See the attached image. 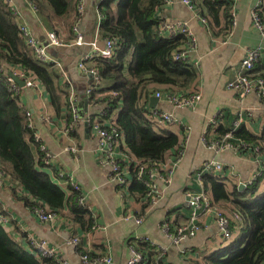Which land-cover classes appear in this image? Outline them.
<instances>
[{
    "label": "crops",
    "instance_id": "1",
    "mask_svg": "<svg viewBox=\"0 0 264 264\" xmlns=\"http://www.w3.org/2000/svg\"><path fill=\"white\" fill-rule=\"evenodd\" d=\"M10 1L16 10L17 25L24 24L36 40L46 46L47 22L37 16L27 0ZM100 1L85 0V7L78 22L79 32L84 39L82 46L74 47L78 48L75 52H69L66 50L68 48L61 49L60 55H52L49 52L52 59L62 65V71L66 72L62 76L72 84L71 93L76 97L79 116L78 124L72 133L67 132L65 123L56 118L48 95L36 77L39 84L30 88H18V103L30 113L33 132L39 137L40 144L45 147L49 157L50 166L40 170L49 174L53 182L56 176L53 170L72 176L79 186L82 204L93 218V225L89 230H84L69 223L62 215L54 222H42L21 200L23 190L6 182L0 185V202L8 217V223L3 229L27 252L29 247L23 233L26 237L45 239L69 264H81L80 253L83 251L95 256H107L111 259L109 264H127L131 257V244L141 240L148 242L152 251L164 258L165 264H204L202 260L205 256L222 249L221 244L224 241L219 239L215 211L219 207L227 210V214L229 204L213 203L209 198L211 194L204 195L199 169L205 163H220L223 167L221 174L224 176L222 183L228 192L235 186L239 188L241 184L244 188L240 190L248 188L260 179L253 198L264 196V102L255 94L239 98L227 88L239 74L240 63L249 49L260 48V57L252 72L264 76V37L256 29L251 17L255 5L264 0L235 1L233 25L225 44L218 42L214 34L198 21L195 17L196 7L191 9L182 0H167L166 5L156 13L155 19L159 23H186L192 32L196 45L190 52L188 61L196 65H193L197 70L194 88L200 95V100L190 109L176 108L162 98L158 99L155 105L154 109L180 119L181 125L164 124L160 133L177 135L181 144L179 151H172L167 156L168 163L178 160L171 177L166 179L169 182L162 181V178H165L162 169L153 176L156 199L150 204L146 197L142 198L138 193L129 192L127 188L122 189L113 180L111 166L101 161V145L92 127L93 123L86 121L88 117L99 114L102 107L89 101L85 89L91 85L92 79L83 75L77 65L79 59L92 51L90 43L95 40L96 8ZM200 1L194 0V3L199 4ZM160 35L165 38L164 32ZM96 41L98 46L102 47V40ZM8 69L13 73L20 70L18 67H5V71ZM145 90L151 91L146 100V108L149 111L152 110L149 107L151 96L156 93L163 96L174 93L167 91L165 86L150 84ZM213 118H217L219 125L225 126L239 122L240 127L257 137L256 143L261 147L259 155H255L251 150L240 153L232 150H209L202 143V138ZM209 136L216 138L211 132ZM73 147L76 148L75 152L69 150ZM117 159L125 167L138 163L133 157L124 154L121 147ZM258 174L261 176L254 179ZM125 175L130 182L129 172ZM197 195H203L207 199L209 209H205L203 203L197 208L190 207V197ZM66 213L67 211L65 215ZM193 213L198 230L193 235H185L177 242L174 231L189 225ZM137 220H140V224H136ZM164 226L169 229L171 236L164 231ZM74 237L80 240L77 245L70 243Z\"/></svg>",
    "mask_w": 264,
    "mask_h": 264
},
{
    "label": "trees",
    "instance_id": "2",
    "mask_svg": "<svg viewBox=\"0 0 264 264\" xmlns=\"http://www.w3.org/2000/svg\"><path fill=\"white\" fill-rule=\"evenodd\" d=\"M27 2L35 9L37 16L47 22L48 31L54 32L65 45L74 43V29L80 19L76 0ZM190 2L206 21V28L216 40L229 37L233 25V0H201L199 4H195L194 0ZM165 5L166 0L100 1L96 8L101 16L98 37L101 40L117 39L118 45L111 58H98L90 62L100 81L89 94V101L102 107L99 114L90 116L91 123L109 124L120 133L121 151L138 162L127 166L131 175L130 182L126 178L127 190L146 197L149 204V189L143 182L146 175L139 176L140 167L165 163L170 152L179 151L181 140L172 133H160L164 123L146 108L147 95L151 94V91L145 90L146 86H165L167 91L191 96L195 93L197 80V70L193 64L174 59V54L182 51L186 45V38L183 35L171 38L160 35V23L155 15ZM254 12L259 24L264 27V1ZM5 67H18L31 72L45 89L56 118L65 123L67 132L72 133L78 124L70 102L72 84L63 78L53 64H42L34 57L20 33L16 12L4 0H0V172L23 190L21 200L30 210L47 208L57 216L66 217L72 225L89 230L93 218L85 205L79 202L80 193L72 189L65 192L52 181L49 174L40 170L49 165L44 163V152L34 140L35 133L28 126L27 111L18 103L20 93L9 82ZM258 77L264 78L263 75ZM113 114L115 117L110 119ZM232 127H208L207 133L211 132L219 140ZM232 135L236 140L249 144H255L258 140L242 126ZM258 148L260 152L261 147ZM52 172L56 175L58 171ZM221 173L203 172L199 178L204 195L211 194L209 198L213 203L229 204L227 214V210L216 208L227 219L231 235L222 242L221 250L205 256L202 262L264 264V196L253 198L260 179L248 188L240 190L235 186L228 192L222 183L224 176ZM2 214L6 216L4 211ZM22 235L26 238V234ZM131 246L144 256L141 264L145 261L147 264H165L164 258L153 252L148 242L141 240ZM90 256L95 255L90 253ZM0 264L56 262L50 258H38L23 250L0 225Z\"/></svg>",
    "mask_w": 264,
    "mask_h": 264
},
{
    "label": "built area",
    "instance_id": "3",
    "mask_svg": "<svg viewBox=\"0 0 264 264\" xmlns=\"http://www.w3.org/2000/svg\"><path fill=\"white\" fill-rule=\"evenodd\" d=\"M8 6H10L13 10V6L11 4L10 0H4ZM102 1V0H101ZM234 3L236 0H233ZM77 2V10L79 14L81 15L84 7H85V0H76ZM182 2L189 6V8H194V6L191 4L190 0H182ZM263 1H259L252 12V20L253 24L256 26V29L260 32V34L264 37V27L259 24L257 16L255 14V8L259 7L262 4ZM167 3V0H166ZM16 12V10H14ZM196 12V10H195ZM233 15V14H232ZM195 17L198 19L199 22H201L204 27H206V21L196 12ZM101 16L97 13V24H96V33H95V40L90 43L92 51L90 54H87L83 58L79 59L77 68L78 70L85 76H88L92 79V83L90 86H88L85 89V93L88 95L91 93L92 90L96 89V86L99 84V77L97 75V72L93 67H90V62H92L93 59H109L113 56L117 45L118 40L117 39H104L102 40L103 45L102 47L98 46V42L96 40H101L98 38L97 29L100 23ZM20 33L22 34L23 38L25 39L26 46L32 51L34 57L42 64L49 65L53 64L57 69L60 70L62 74H66V72L62 71V65L58 61H54L52 59V56L50 55L48 48H65L69 46H82L84 43V39L81 36L79 32V27L77 26L75 30L76 33V39L74 43L70 45L63 44L56 36V34L52 31H47L46 33V39H47V45L43 46L41 45L36 38L31 34L29 29L24 25H19ZM160 33L164 32L165 38H171L176 35H183L186 38V45L184 46L183 50L179 53L174 54V59L179 61H188V57L191 51L194 50L196 45V40L188 28L186 23H176V24H162L160 23L159 26ZM228 37L223 40H217L221 44L227 43ZM260 48L257 49H249L246 51L244 59L240 63V72L237 75V77L228 84L227 88L237 94L239 98H245L249 94H255L256 97L264 102V78L258 77L257 74H250V72L254 69V64L260 57ZM196 66L195 64H193ZM7 72V71H6ZM12 72V71H11ZM15 74L21 81L25 83L24 87H33L36 84H39L35 78V76L31 72H26L20 70H16ZM66 77V76H65ZM253 77V78H252ZM9 82L13 87H15V90L17 93H19V87L11 80L9 79ZM36 80V81H35ZM21 89V88H20ZM72 90V88H71ZM158 99L162 98L163 100L167 101L170 105L176 107V108H194L199 100L200 95L195 92L191 96H185L182 94H178L176 92L167 94L165 96L161 95L160 93H156L155 95ZM70 102L71 106L73 108V112L75 113V118H77V103H76V97L74 93L72 92L70 95ZM157 120L163 122L164 124H172V125H181L180 119L173 117L171 114L167 112H162L156 109H152L149 111ZM26 115L28 116V126L32 127L31 121H30V113L27 112ZM113 118V115L110 116V119ZM100 120V119H99ZM88 123L91 122L90 117L86 119ZM238 123V124H236ZM219 125V122L217 118H213L210 123H208L209 127H216ZM232 129L230 132L226 133L221 139H215L209 136V133H206L205 136L202 138V143L207 146L209 150H213L215 152H220L224 150H232L233 152L240 153L245 150H251L252 153L255 155H259V144H249L247 142L236 140L232 132L236 131L240 124L239 122L235 121L232 124ZM97 134L99 143L101 145V161L103 163H106L111 166L113 171V177L114 181H116L119 186L125 190L127 188V180H126V172L128 170L127 167H122L120 165V162L118 161V150L120 149L122 145V139L119 132L116 131L115 128L111 127V125L103 123L99 124L97 121L93 122L92 126ZM34 140L36 143L40 145V150L44 152V163L46 165L50 166L49 163V157L45 150V147L40 144L39 137L37 135L34 136ZM70 151L75 152L76 148H70ZM170 162V161H169ZM178 164V160H175L172 163H153L150 166L148 165H142L140 167L139 176L142 177L144 174L146 175V179L143 181L145 186L149 189L148 196L150 198V202L154 203L156 199V186L153 183V176L158 174L157 171L159 169H162L164 171V179L162 176L163 182H169L166 181V179H169L173 173L174 168ZM222 172L223 167L220 163H205L201 168L199 175L203 172ZM261 176V174L255 175L254 179ZM6 182H9V177L5 175L4 173L0 172V185L5 184ZM15 182H10V184H14ZM55 183L65 192H69L70 189L74 191L79 190V186L73 181V178L71 175L58 171L55 176ZM16 185V184H14ZM19 194H21L19 192ZM148 194V195H149ZM22 195V194H21ZM79 202L82 203L83 199L80 196ZM190 207L197 208L200 206L201 203H203V206L205 209L210 208V204L207 201V199L204 198L203 195H197L190 197ZM1 204V202H0ZM3 208L0 207V225L4 228L6 227L5 224L8 223V217L7 215L4 216L2 214ZM34 215L38 217V219L42 222H54L58 219L59 216L54 214L53 212H49L47 208H38L31 210ZM193 216L189 220V225L182 226L176 229L173 233L175 240L178 242L180 239H182L185 235H193L195 231L198 230L196 227L195 217ZM215 220H216V226L218 229V235L223 240H228L230 238V232L228 230V221L227 219L220 214L219 210L215 211ZM136 224H140V220H137ZM164 231L171 236L169 233V229L164 226ZM27 244L29 247L28 253L34 254L38 258H50L53 259L56 264H69L61 255V253L51 246L45 239L42 238H34L33 236H27L26 237ZM80 242V240L76 237L72 238L70 240V243L77 245ZM144 256L137 251L133 246H131V257L127 261V264H141L143 261ZM111 262V259L107 256L101 257V256H90V252L83 251L80 253V263L81 264H109Z\"/></svg>",
    "mask_w": 264,
    "mask_h": 264
},
{
    "label": "water",
    "instance_id": "4",
    "mask_svg": "<svg viewBox=\"0 0 264 264\" xmlns=\"http://www.w3.org/2000/svg\"><path fill=\"white\" fill-rule=\"evenodd\" d=\"M6 76H7V78L11 79L19 88H23L24 87L25 83L23 81H21L15 74H13V72H11L10 69L7 70ZM157 102H158V98L156 96H151L149 98V107L154 109L155 105L157 104ZM85 103H87L86 100H85ZM80 117L81 118L83 117L82 114H80ZM242 188H244L243 184H241L239 186V189H242Z\"/></svg>",
    "mask_w": 264,
    "mask_h": 264
},
{
    "label": "rangeland",
    "instance_id": "5",
    "mask_svg": "<svg viewBox=\"0 0 264 264\" xmlns=\"http://www.w3.org/2000/svg\"><path fill=\"white\" fill-rule=\"evenodd\" d=\"M74 47H79V46H70V47H65V48H68L66 50H68L69 52H75L77 51L78 48H74ZM65 48H48V51L53 55H60V50L61 49H65ZM219 239L220 240H223L220 236H219ZM224 241V240H223Z\"/></svg>",
    "mask_w": 264,
    "mask_h": 264
}]
</instances>
